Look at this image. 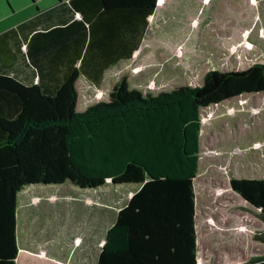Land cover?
<instances>
[{
	"label": "trees",
	"instance_id": "1",
	"mask_svg": "<svg viewBox=\"0 0 264 264\" xmlns=\"http://www.w3.org/2000/svg\"><path fill=\"white\" fill-rule=\"evenodd\" d=\"M156 1L70 0L81 10L80 21L87 23L88 42L73 57L81 55V68L69 67L60 79L54 78L53 85L44 83L47 78L40 69L41 50L56 42L50 36L53 29L36 31L25 43L26 54L39 66L36 82H24L1 68L13 61L15 53L9 43L12 29L0 32V264H62L19 249L15 227L20 189L66 179L80 188H95L106 181L137 186L106 229L96 264H197L193 180L198 169L200 109L245 92H264V63L210 68L199 83L155 94L129 88L122 73L105 99L79 108L78 85L90 87L84 78L96 87L102 81L99 75L90 78L80 72L88 74L84 66L94 65L91 45L98 43L100 50L115 52L99 54L98 73L120 57H130L135 42L140 44L149 32L147 17ZM244 5L235 6L240 19L235 13L222 14L236 18L237 30L254 20ZM211 24L207 29L217 26V33L229 44L226 36L231 28ZM93 28L99 38L89 41ZM120 33L123 39L129 33L128 49ZM229 185L259 211L264 222V177H231ZM257 237L264 242V229ZM243 264H264V256Z\"/></svg>",
	"mask_w": 264,
	"mask_h": 264
},
{
	"label": "rangeland",
	"instance_id": "2",
	"mask_svg": "<svg viewBox=\"0 0 264 264\" xmlns=\"http://www.w3.org/2000/svg\"><path fill=\"white\" fill-rule=\"evenodd\" d=\"M0 2L7 11L11 5H18L17 0ZM242 3L254 20L250 26L237 30L236 18L223 15L235 13L240 19L235 6ZM196 16L200 19L189 29L175 21L174 13L160 27L151 22L136 56L126 66L105 75L97 87L91 83L87 89L78 85V107L105 99L122 73L127 75L129 88L155 94L185 83H199L210 68H243L254 61L264 63V0H205ZM211 23H218L227 31L231 28L228 34L232 37L226 36L229 44L217 33V26L207 29ZM200 122L198 169L193 180L197 264H243L264 255V242L257 237L264 222L259 211L230 188L229 179L264 177V92H245L202 107ZM136 187L106 181L95 188H80L68 179L60 184L26 185L17 192L15 233L23 239L33 228L35 237H41V224L48 225L46 214L55 215L62 208L64 195L67 214L81 212L92 222L96 219L97 247L92 244L88 250L91 259L87 261L95 264L94 249L98 255L116 211ZM16 240L19 245L21 242Z\"/></svg>",
	"mask_w": 264,
	"mask_h": 264
},
{
	"label": "crops",
	"instance_id": "3",
	"mask_svg": "<svg viewBox=\"0 0 264 264\" xmlns=\"http://www.w3.org/2000/svg\"><path fill=\"white\" fill-rule=\"evenodd\" d=\"M204 1L205 0H157L153 12L147 17L148 25L150 27L151 22H154L157 27H160L162 21L167 20V16L174 13V19L178 24L180 23L182 27L187 26L188 29L192 28L193 23L200 19V17L198 18L196 15L200 13V8ZM16 3L18 4L17 6H12L10 4L11 7L10 5L9 7L11 11H7L4 8V3L0 2V32L12 29L9 33L11 35L9 37V43L12 46V51L15 53L13 61L8 66L1 65V68L24 82H36L40 80L39 66L33 63L26 54L25 43L32 33L52 29L53 31L51 35H49L51 38H55L56 42L48 44L41 50L43 52L40 56L42 63L40 69H43L44 77L47 78L44 83L53 85L54 78L60 79L63 72L73 65L78 69L81 68L79 67L81 55L77 53V57L73 58L75 51H83L88 42L89 28L85 21H80L82 15L81 10L75 5H71L70 0H17ZM34 7L35 10H33ZM96 10L98 11V9ZM18 11L21 13L19 16H16ZM202 12L203 10H201V13ZM204 20L207 21L208 17L206 16ZM55 26H61L62 28L54 29ZM91 31L92 33L94 32V35L92 34L89 41L98 40L99 34L95 32L94 28L90 30V33ZM120 37L123 39L124 34L120 33ZM184 38L185 35L183 38H180V40L182 41ZM107 39L109 40V37L104 40ZM123 40L126 41L128 49L130 45L129 33L126 34ZM143 41L144 40H142L140 44L138 40L135 42V46H137L132 49L130 57H120L115 63L106 65L101 73L100 71L98 73L100 64L98 61L100 58L99 54H106L109 56V54L115 52L112 51V49L109 50L110 48L107 51L100 50L101 48L98 47V43L92 44L89 52L94 57V65L86 64L87 66H84V68L88 71V74H84L82 72L83 70L80 71L81 74L84 77L90 76V78L91 76L99 75L103 80L104 76L112 73V70H115V68H123V66H126L127 61L136 56L139 46ZM17 44L19 49L16 47ZM121 50L123 51L124 47H121ZM89 83H91V81ZM63 198H65L64 195L61 198L62 208L58 209L55 215L53 213L46 214L48 225L41 224L43 225L41 230L44 229L41 237H35L33 228H31V230L28 229L23 239L19 238L18 234L16 235L15 233L16 239H18V242H21L19 245L17 244V247L42 257L51 258L62 264H87L88 259H91L88 255V250L92 248L93 243L95 247H97L96 219L92 222L90 217H82L81 212L75 214L69 211L67 214L66 204ZM69 210L72 209L69 208ZM94 216L96 218V213ZM93 252L96 255L95 258L97 261L98 255L96 253V248ZM262 256L264 255H259L255 258Z\"/></svg>",
	"mask_w": 264,
	"mask_h": 264
},
{
	"label": "water",
	"instance_id": "4",
	"mask_svg": "<svg viewBox=\"0 0 264 264\" xmlns=\"http://www.w3.org/2000/svg\"><path fill=\"white\" fill-rule=\"evenodd\" d=\"M103 241H104V239H103Z\"/></svg>",
	"mask_w": 264,
	"mask_h": 264
}]
</instances>
